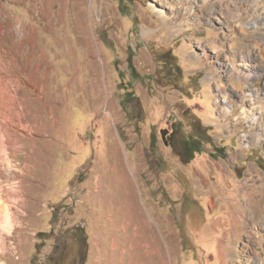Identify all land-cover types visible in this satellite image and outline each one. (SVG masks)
<instances>
[{
    "label": "rangeland",
    "instance_id": "374dc122",
    "mask_svg": "<svg viewBox=\"0 0 264 264\" xmlns=\"http://www.w3.org/2000/svg\"><path fill=\"white\" fill-rule=\"evenodd\" d=\"M234 7L0 0V264H51L73 224L86 264H264V61Z\"/></svg>",
    "mask_w": 264,
    "mask_h": 264
},
{
    "label": "bare ground",
    "instance_id": "6f19581e",
    "mask_svg": "<svg viewBox=\"0 0 264 264\" xmlns=\"http://www.w3.org/2000/svg\"><path fill=\"white\" fill-rule=\"evenodd\" d=\"M204 1H209V0H204ZM231 1L236 5V8H237L236 11H238L237 15H238L239 19H241L245 23H251L254 26V28H256V29L259 28L258 34L254 37L255 40H253L254 42L252 44V48L255 51L257 50L258 52H260L259 58L261 60L263 59V61H264V0H231ZM244 11H246L247 14H248V16L246 18H244L245 14L243 15ZM250 55H251V57H256L255 53L251 52ZM251 59H254V58H251ZM253 61L251 63H248V64H242L243 67L240 66V72L241 71L244 72L245 77L247 79H255V78L259 77V73L260 72H258V70H257V69H259V66L257 64L256 65L252 64ZM242 63H245V62H242ZM253 69H256V71L253 72ZM253 93H254V91H253ZM250 97H251L252 101L255 99V98H253V94L250 95ZM255 103L257 104V107H253V108L254 109H259V112L251 113L250 118L255 123H259L262 115L259 116L257 113L262 114V112L264 111V96H262L260 98L259 103L257 101H255ZM23 104H24V102H23ZM6 107H9V106H6ZM6 107H3V109H2L3 113H2V115L0 114V119L2 117V123H4V124H6L7 122L12 121L11 119L13 118V115L5 114ZM17 116H18V119L20 121H22V118L18 114H17ZM3 129L7 131L9 128H8V126L5 125V127ZM258 135H259L258 136V140L264 139V135H260V134H258ZM250 191H251V194L256 199V201L258 200V202L261 203L260 211L254 210L256 218H260L262 215L264 216V187H262V186L254 187ZM128 223H129V225H131L132 221L129 220ZM122 227L126 228V226L124 224L122 225ZM135 231H136V233L134 234V241H133L134 249H137V248L145 249V247H147V252L150 254V250H151L152 245L148 243L147 246H146V244L143 243V240L142 241L141 240L137 241V237L143 238L144 235L140 233L141 231H140V228H138V227L135 228ZM155 254H156V252L148 255V257H150L152 255H155ZM157 254H160V252L157 251ZM237 260L238 261L240 260V262H241L240 257H237ZM163 264H165L164 261H163ZM242 264H244V263L242 262Z\"/></svg>",
    "mask_w": 264,
    "mask_h": 264
},
{
    "label": "flooded vegetation",
    "instance_id": "af4514ba",
    "mask_svg": "<svg viewBox=\"0 0 264 264\" xmlns=\"http://www.w3.org/2000/svg\"><path fill=\"white\" fill-rule=\"evenodd\" d=\"M66 230L68 233L62 236L64 238L63 246L53 249L48 260L51 264H86L87 253L82 255L79 252L83 246H86V237L81 236L80 233L82 230L76 229L74 224ZM76 232H78L77 235ZM59 233H62V230Z\"/></svg>",
    "mask_w": 264,
    "mask_h": 264
},
{
    "label": "trees",
    "instance_id": "16d2710c",
    "mask_svg": "<svg viewBox=\"0 0 264 264\" xmlns=\"http://www.w3.org/2000/svg\"><path fill=\"white\" fill-rule=\"evenodd\" d=\"M196 146V141L195 142H189L187 144V148L186 149H189V150H194L196 152H199L200 150L199 149H194Z\"/></svg>",
    "mask_w": 264,
    "mask_h": 264
}]
</instances>
